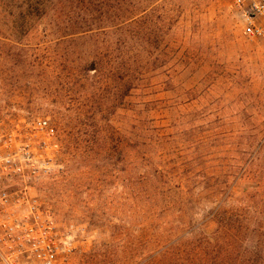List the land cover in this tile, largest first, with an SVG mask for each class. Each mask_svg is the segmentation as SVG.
<instances>
[{"label":"rangeland","instance_id":"374dc122","mask_svg":"<svg viewBox=\"0 0 264 264\" xmlns=\"http://www.w3.org/2000/svg\"><path fill=\"white\" fill-rule=\"evenodd\" d=\"M0 128L44 153L34 192L77 245L57 264L264 236V42L227 0H0Z\"/></svg>","mask_w":264,"mask_h":264},{"label":"built area","instance_id":"2783aa9c","mask_svg":"<svg viewBox=\"0 0 264 264\" xmlns=\"http://www.w3.org/2000/svg\"><path fill=\"white\" fill-rule=\"evenodd\" d=\"M244 36L264 42V0H227ZM38 142L58 148L55 127L45 119L33 121ZM37 141V140H36ZM18 144L0 128V246L40 264H57L77 248L75 236L64 229L34 192L44 172V153L37 146Z\"/></svg>","mask_w":264,"mask_h":264},{"label":"trees","instance_id":"16d2710c","mask_svg":"<svg viewBox=\"0 0 264 264\" xmlns=\"http://www.w3.org/2000/svg\"><path fill=\"white\" fill-rule=\"evenodd\" d=\"M215 215H218V212ZM240 232H242L241 229L236 231L235 224L232 223L226 231L228 233L226 243L223 237L218 240L207 239L200 242L193 239L190 243H188L189 239H186L176 253L178 256L175 260L178 264H264V236L256 235L251 250H245L242 234L237 235ZM194 236H197V233Z\"/></svg>","mask_w":264,"mask_h":264}]
</instances>
